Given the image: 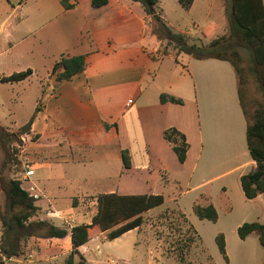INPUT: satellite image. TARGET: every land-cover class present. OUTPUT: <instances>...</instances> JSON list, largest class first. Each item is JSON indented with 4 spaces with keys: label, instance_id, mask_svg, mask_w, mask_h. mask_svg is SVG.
<instances>
[{
    "label": "crops",
    "instance_id": "crops-1",
    "mask_svg": "<svg viewBox=\"0 0 264 264\" xmlns=\"http://www.w3.org/2000/svg\"><path fill=\"white\" fill-rule=\"evenodd\" d=\"M213 2L216 12L223 9L220 0ZM157 6L163 12L160 0ZM149 22L140 4L130 0H107L100 7L91 6V0H0V77L31 71L22 81L0 83V126H23L40 101L26 135L36 136L30 147L39 149L40 156L53 146L69 149L57 152L55 161H24L33 174L26 178L23 170L19 180L36 196L37 216L66 230L60 239H29L32 255L26 264H64L72 251L70 228L91 223L101 194L160 195L163 201L143 214L140 227L115 239L107 240L105 232L94 229L78 248L86 264H103L100 247L139 233L149 215L165 210L181 214L194 231L198 240L191 250L206 243L215 252V236L222 234L227 258L228 238L241 224H264V195L248 200L240 188V176L254 162L246 147V118L232 66L159 52L156 39L147 37L152 35ZM60 56H84V71L57 81L51 71ZM23 84L33 101L30 108L20 104L26 113L15 121L2 90ZM161 94L182 102L161 103ZM169 128L186 139L183 163L162 137ZM122 152L127 153L128 168ZM55 165L68 168L56 170ZM75 166L93 170L81 173ZM195 203L211 204L217 221L198 219L192 211ZM232 242L242 253L260 251L262 263L264 248L256 233Z\"/></svg>",
    "mask_w": 264,
    "mask_h": 264
},
{
    "label": "trees",
    "instance_id": "trees-1",
    "mask_svg": "<svg viewBox=\"0 0 264 264\" xmlns=\"http://www.w3.org/2000/svg\"><path fill=\"white\" fill-rule=\"evenodd\" d=\"M140 4L143 12L154 23L153 34L158 41H165L163 54L169 49L175 54H184L197 60L216 59L228 62L238 78V96L240 107L246 118L245 142L250 159L254 162V168L239 178L240 188L244 197L248 200L258 195H264V6L262 0H226L225 18L227 24V36H219L205 45H193L187 43V37L183 33H176L167 25L158 10V0H130ZM178 4L188 9L193 0H177ZM107 0H91V6L100 7ZM65 8L68 5L62 1ZM243 49L248 53L249 66L246 71L251 74L256 82L257 89L261 95L259 102H254V107L247 111L241 97L240 85H244L245 70L239 66L241 61L238 50ZM85 68L84 56L65 57L60 56L54 63L51 74L57 81L68 80L80 74ZM59 69H62L58 72ZM30 70L1 76L0 83H13L22 81L30 75ZM161 103L180 104L182 101L176 97L161 94ZM40 101L37 102L33 115L16 131L0 126V149L3 158L0 162V191L4 196V204L0 207V253L5 260L0 259V264H6L8 259H22L28 253L27 241L31 238L49 239L63 238L66 230L54 226L46 220L37 219L40 208L35 205V199L21 187V180L6 174L12 171L10 165L13 156L19 151L10 148L12 142L25 136L30 131V126L35 113L39 110ZM109 129L107 125H104ZM36 137V136H35ZM32 137L30 141H34ZM163 139L170 145L179 163H183L186 157L188 144L183 134L174 128L162 132ZM39 151V149H35ZM40 152V151H39ZM40 154V153H39ZM35 159L29 155L26 163ZM122 164L129 167V159L126 152L121 153ZM12 174V173H10ZM97 211L92 217L89 225H75L69 230L72 251L67 256L64 264H86L78 251V248L87 242L94 229L105 232V238L112 240L123 233L140 227L144 223L143 214L149 209L156 208L162 204L160 195H125L101 194L97 198ZM194 215L200 220L211 223L217 221V212L209 204L201 206L195 203L192 207ZM178 216L184 220L181 214ZM185 221V220H184ZM240 240H244L250 233L257 234L259 245L264 248V224L243 223L236 230ZM196 235L191 227L177 241V260L185 263V257L191 246L196 241ZM215 244L218 252L225 262L228 261L225 241L222 234L215 236ZM74 257L78 259L74 261ZM17 264V263H15ZM44 264V263H33ZM264 264V257L262 263Z\"/></svg>",
    "mask_w": 264,
    "mask_h": 264
},
{
    "label": "rangeland",
    "instance_id": "rangeland-1",
    "mask_svg": "<svg viewBox=\"0 0 264 264\" xmlns=\"http://www.w3.org/2000/svg\"><path fill=\"white\" fill-rule=\"evenodd\" d=\"M162 3V10L160 9L161 16L170 23L171 27L176 33L181 31L187 37V43L193 45H205L209 43L212 39L219 36H227V24L225 18V4L226 0H220L223 3V9L216 12V6L213 0H195L193 5L184 9L179 4L177 5L173 0H160ZM221 3V4H222ZM155 23L150 19L148 23L147 32L152 33L148 35V39H156L158 42V51L163 52L165 47V41H158L156 35L153 34V29ZM214 30V32L211 31ZM213 34V35H212ZM212 35V36H211ZM154 36V37H153ZM169 49L167 53H171ZM238 54L240 56L239 66L242 67L244 72L245 84L240 85L241 97L244 105H246L247 111H250L254 107V102H259L261 100V95L257 89V85L251 74L246 71L249 66V56L248 53L239 49ZM26 89V85H19L18 87H5L2 90V94L5 99L8 100L9 113L13 116L15 121L19 120L22 114L26 113L21 109V105L24 108L31 106L33 97ZM1 102V101H0ZM31 102V104H30ZM21 104V105H20ZM6 111V108L4 109ZM30 110V109H29ZM9 124L6 123V126ZM20 125V124H16ZM6 128V127H5ZM13 131H16L13 130ZM18 138V141L12 142L10 148H15L19 151L18 154L13 156V162L10 165V169L6 174L11 175L15 178L22 177V172L24 169V161L28 160L29 155L34 156L36 160L42 158H50L55 161L57 152H68V148H61L60 151L57 150L56 146L45 149L41 152L36 151L35 147H30V139L23 137ZM3 158V153L0 149V162ZM26 162V161H25ZM95 166V164H93ZM56 170H61L64 167L62 165H55ZM77 172L80 170L81 173H85L92 169L93 166L89 168L82 169V167L75 166ZM96 168L98 169L97 165ZM68 170V169H66ZM38 176V175H37ZM4 204V196L0 191V207ZM160 209L156 210L157 213ZM173 211V212H172ZM185 221L181 219L174 210H165L159 212L158 216L155 214L149 215L146 218V225L141 228L139 233H133L129 235V238L123 237L118 241L111 244H105L100 247L102 253L105 257L103 264H181L177 260L176 245L177 241L182 238V235L187 231L188 227L184 224ZM144 230V231H143ZM158 240V242H156ZM239 241L237 234L235 233L233 237L228 238V261L225 262L218 252H212L207 246L208 244L194 245V248L189 250L185 257V263L189 262L191 264H259L262 258V253L253 252V249L246 250L242 253L239 249L234 246L235 243L232 241ZM196 242V241H195ZM158 243V244H157ZM93 244H89L87 247L90 250ZM36 249L35 247H30V249ZM226 250V249H225ZM94 253V252H93ZM189 255V256H188ZM6 264H15L13 262H7Z\"/></svg>",
    "mask_w": 264,
    "mask_h": 264
},
{
    "label": "built area",
    "instance_id": "built-area-1",
    "mask_svg": "<svg viewBox=\"0 0 264 264\" xmlns=\"http://www.w3.org/2000/svg\"><path fill=\"white\" fill-rule=\"evenodd\" d=\"M262 1H263V6H264V0H262ZM23 137H25V136H24V135L21 136V139L24 141ZM23 170H24V176H25L26 178L29 177V176H31V175L33 174V169H32L31 167H29V166H25ZM31 189H32V188H29L28 191H30ZM29 195H30V194H29ZM30 196H32L34 199L36 198L35 195H30ZM58 216H59V218L62 217V216L60 217V215H58ZM36 218L39 219V220H42V219L40 218V216H37ZM31 255H32V251L29 250V252H28V253L26 254V256H25V259L10 258V259H8L7 261H8V262L17 263V264H26V263H28V261L30 260ZM0 259L6 261L4 255L1 254V253H0Z\"/></svg>",
    "mask_w": 264,
    "mask_h": 264
}]
</instances>
